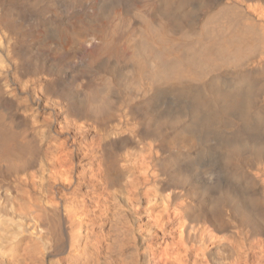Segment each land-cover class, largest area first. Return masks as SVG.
Returning a JSON list of instances; mask_svg holds the SVG:
<instances>
[{"label":"bare ground","instance_id":"obj_1","mask_svg":"<svg viewBox=\"0 0 264 264\" xmlns=\"http://www.w3.org/2000/svg\"><path fill=\"white\" fill-rule=\"evenodd\" d=\"M19 1L42 22L26 29ZM11 2L0 218L14 242L0 264H100L94 220L113 205L121 264H264V0ZM42 100L52 120L33 127ZM84 160L98 161L88 178Z\"/></svg>","mask_w":264,"mask_h":264},{"label":"rangeland","instance_id":"obj_2","mask_svg":"<svg viewBox=\"0 0 264 264\" xmlns=\"http://www.w3.org/2000/svg\"><path fill=\"white\" fill-rule=\"evenodd\" d=\"M19 3H20V1H19ZM33 3H34L33 1H30V5L33 4ZM30 5L26 4V3L21 5V3H20V8L23 10L25 15L27 16L25 18V24L24 25H27L25 27L28 30L31 27L35 26L36 24L42 22L39 19L38 8L32 7ZM11 7H13V4H12L11 0H0V11H1L2 8H5L7 10V9H11ZM33 8H35V9H33ZM50 10L53 11L54 9L50 8V9H47V11L45 10L46 13L44 14V19H48V18L50 19L51 16H53L54 12H51ZM58 13H59V15L61 14L60 10H58ZM61 16H62V14H61ZM6 54H7V51L4 52V55H6ZM4 55L0 56V65L1 66H4L6 64L5 59H4ZM43 80H49V78L46 79V77H43ZM37 90H39V87H38ZM40 108L42 109V112H27L25 114V116H24L25 118H27V120H29V123L33 127L48 126L49 119L52 120V118L50 117L51 116L50 107L46 104L45 100L40 101ZM0 109L2 110V111H0L1 119H2V121L4 122V124L6 126H9V125L13 124V122L17 121L16 118L13 116L14 112H13V108L12 107H7L6 106V107L0 108ZM57 112H59V113L61 112L60 108L57 109ZM55 117H56V119H55L56 121L52 123L51 127L57 129L58 131L60 130L61 126L64 125V121L63 120L71 121L70 118L65 117V115H62L61 113L59 115H55ZM10 122H11V124H10ZM65 126H66V124H65ZM93 134H94L93 131L89 132V134L86 137L87 142L89 140L91 141L93 139L92 138ZM80 142H81V140L77 138L74 141H69L68 144L69 145H74V144H79ZM97 155H99V153H97ZM97 162L98 161H93L92 162L91 160L81 161V163L78 166L76 172H81L88 178L92 174L96 173ZM38 166L35 167L33 169V171H36L38 173L37 174V179H39L38 182H40L43 186H46L45 183L47 181L48 174L46 172L40 173ZM87 167H90L91 171L87 170ZM92 189H94L93 186H91V187H82V188H80V191L86 193L87 195H89L90 191ZM42 190H44V189H42ZM41 194H43V195H41ZM39 195L41 196V198H43L42 196H44V192L43 193L41 192ZM112 203H114V202H112ZM115 207H114V205L111 206V208H110L111 212L109 214L108 213H104V215L99 217L100 219L95 218V220H94V232L92 231L93 232L92 233L93 236L91 238L94 237L96 240L95 239H91L90 242L92 241L94 243V242L99 241V240L103 241V248L100 249L101 253L99 255V258H100L99 263L100 264H121L120 263L121 260H126V262H129L128 255H129L131 250L127 249V250H125L123 252V255L119 254V252H121V250H119V248H118V243H119V235H118V233L119 232L120 233H122V232L124 233L125 232L127 234L128 233V229H127V227L121 229V227L119 225V222H118L119 211H118L117 207L116 208ZM91 209L95 210V208L93 206L91 207ZM100 214H102L101 211L97 212V216H99ZM3 219L4 218H2V217L0 218V241H2V245H4L5 247H9L11 242H14V241H11L12 240V236L14 234V228L12 227L10 222H8V223L4 222ZM150 222H151V220L148 218L147 215H142L141 218H139V224H144L143 229L146 232H147V230L149 228L148 226L150 225L149 224ZM127 224L130 226L129 223H127ZM125 233L123 234V236L125 237L124 242H126L128 240V237L125 236L126 235ZM166 242L170 243L171 240H167ZM124 249H125V247H124ZM119 255H122V257L119 256ZM48 262H49V260H48ZM51 264H53V263H51Z\"/></svg>","mask_w":264,"mask_h":264}]
</instances>
